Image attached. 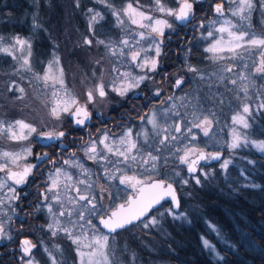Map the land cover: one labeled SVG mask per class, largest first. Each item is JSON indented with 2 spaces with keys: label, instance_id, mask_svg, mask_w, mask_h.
Here are the masks:
<instances>
[{
  "label": "rangeland",
  "instance_id": "obj_1",
  "mask_svg": "<svg viewBox=\"0 0 264 264\" xmlns=\"http://www.w3.org/2000/svg\"><path fill=\"white\" fill-rule=\"evenodd\" d=\"M98 1L104 8L103 1ZM121 1L119 4L109 3L108 9L111 16L107 22L105 30L108 31L106 32L101 29L100 14L96 15L98 12H94L88 6H86L88 9L85 15V29H81L79 24H74L73 29L72 25L67 26L70 33L66 32L62 38L58 39L47 28H44L43 36L48 35L47 47L50 48V51H34L32 38L0 32V37H3V40L0 41V138L1 134H6L7 141L11 140L8 141V147L10 149L23 147L28 143L31 136L42 129L41 127L44 129L43 132H47L40 135L39 138L41 139L52 132L57 134L59 129H65L67 124L71 125L68 122L69 116L75 107L80 105L93 115V120H96L94 121L95 129L92 131L95 137H91V133H89L84 134L80 140L78 138L81 157L87 163H93L96 158L101 156L102 159L100 158L93 163L98 167L103 160L108 159L106 177L108 179H111V176L114 179L118 177L117 184L122 186L125 192L129 190V187L134 190L126 179L132 177L127 175L138 177V179L133 178L132 180L134 182L138 180L142 183L162 179L174 187L179 201L181 198L191 196V192H184L183 189L186 185H197L196 177L201 181L207 173H212L215 168L227 171L233 166L232 156L229 152L232 151V148H236L232 146L234 142L238 146L249 143L264 154V151L257 147L262 141L253 140L247 136L250 124L249 117L256 113L254 109L264 107L262 106L264 105V72L257 71V68L262 66L261 61L264 60V55H262L264 46L252 45L249 40L264 39V37L260 38L256 34L249 35L246 32H236L237 18L243 11H250L247 10L249 9L247 3L251 0H234L229 5L225 4L222 13H215L218 14L215 15L218 18L217 22L208 18L205 22V30L201 32V35L196 34L203 41L204 54L200 56L195 54L194 57L188 51L189 53L186 55L185 66L189 69H195V74L202 79L205 76L204 73L200 72L199 68L197 70V66H194L195 63L189 59L193 61L196 59L195 62L200 66L216 64L210 65L208 70L210 81L218 87L214 92L227 97H229L228 92H234L232 94L240 104V108L231 115V123H229L227 132L219 121L215 123L212 121V117L209 116L210 108H207L208 110L204 113L198 111L191 114L190 124L179 113L176 105L153 109L149 115L143 117L141 123L135 122L132 125L122 126L123 124H116L113 120L114 123L110 127L101 124L102 119L110 118L111 114L108 113L115 109L124 95L142 90L138 89L139 86L150 89L152 95L160 92V88L154 86L153 83L152 61H156L163 51H168L167 48L172 46L175 40H172L170 33L181 31L177 17L170 15L167 10L171 9L174 13L178 12L182 0H173L174 3H169V0H160L165 11L157 10L156 0ZM129 3H132L138 11H143L153 18L151 21L143 20L142 23L154 24L156 19H160L166 21L171 27L160 25L159 27L163 31V35H160L151 32L147 27L142 28L139 24H133L129 16L123 11ZM70 5L72 4L70 3ZM93 16L96 17L95 20H92ZM134 18L140 19L138 16ZM96 21L99 22V32L94 38L90 32V27ZM39 27L42 28L41 24ZM221 28H227L237 35L244 34V39L238 42L241 46L236 47L235 52L228 49L235 47L237 42L233 41L229 45L228 42L232 37L229 36L228 32L219 31ZM165 34L166 36H164ZM15 37L27 41V44L23 46L16 44ZM85 39H91L92 44H86ZM221 39L223 50L208 51ZM28 44L31 45L30 49ZM157 47L160 49L158 56L156 54ZM5 48L9 51L5 52ZM64 50H67V54L70 51L75 58H71V54L65 55ZM135 53L138 55L136 59H133ZM38 55L42 56L39 57ZM2 58H6L7 66L2 64ZM145 61H147L146 64ZM50 64L51 68L49 67ZM229 69L231 70L229 71ZM46 74L48 79H44ZM259 83L261 85H258ZM101 85L105 91L104 96L99 95L98 89ZM20 89H23V92ZM121 91L124 92L123 95L120 94ZM224 91L225 93H222ZM89 92L93 94L92 100L87 98ZM73 98L77 103H71ZM65 106L69 108L68 112L63 111ZM245 106L249 107L248 113L243 112ZM54 108L56 109L55 113L53 112ZM184 113H189L188 107ZM138 117L139 115L135 116L134 119H138ZM236 117H243L248 127H244L243 123L235 119ZM17 121L30 125L36 131L30 132L27 128H21ZM134 125L135 127L132 128ZM178 128L179 131H177ZM175 132L178 134L174 135ZM76 133L79 134L80 132ZM13 134H15V138H13ZM227 134L228 136H226ZM149 140L152 142L155 153H152V150L147 151L148 147H145ZM182 142L184 148L181 152H179L178 147L176 149L171 148ZM169 148L171 149L167 150ZM217 152H221V156L217 160L208 161L211 155ZM5 153L9 154L8 152H1L0 154L7 158ZM165 153L168 159L174 160L175 164L172 170L163 175L160 173L164 164ZM201 154L205 159H200ZM0 157L5 160L1 155ZM185 158L187 163L183 161ZM12 159H9L10 167L0 164V170H5L6 179L10 181L12 188H16L17 186H14L16 182L8 178L7 172L9 168L15 167V164L21 162V157L16 153ZM66 159L67 163L64 166L69 167V160L73 167L72 172H64L61 168H56L49 174V182L44 187L50 201L45 205V215L48 221L44 231L49 230L47 237L50 243L55 240L56 248H54L53 243L47 244V242H41L39 245L35 243L34 245L33 241L28 239L34 248L36 246L39 248L35 252L30 251V254L20 253L23 257L20 264H59L56 253H60L62 250L61 244H59L61 241H58L60 237L68 238L72 242L78 264H124L113 262L118 258V255L112 253V250H117L126 241L124 236L116 237L121 231H123V235L133 232L138 238H148L151 241L153 239L154 242L162 243L163 237L158 239V234L152 232L155 224L151 223L150 218H155L158 221L159 216L170 218L176 216L179 218L183 214L174 207L172 208L171 202H169L170 204H162L166 202L165 200L161 202L160 207L151 209L149 214L140 221L128 224L123 228H117L113 233L102 229L97 224L93 225L92 218L97 214L95 194L90 190V182L85 181L86 174L77 171V168L84 170L82 161L76 158L72 159L69 155ZM193 161L196 162L194 165L196 171L189 172V165ZM124 163L125 167L123 166ZM225 163L226 167L224 166ZM133 167H135V171L132 170ZM60 171L63 172L59 175ZM75 172L76 178L74 177ZM121 180H125V182L121 183ZM184 180L188 182L184 183ZM7 184V181L0 177L2 191L5 190ZM12 188L9 187V192H12ZM80 195H84L88 199L81 200ZM101 197L104 200L109 199L103 195ZM52 198L54 199L53 202H51ZM4 202L5 200L2 201L0 208L4 206ZM123 203H128V200ZM153 210L155 211L152 212ZM67 211L69 212L68 217L65 215ZM0 213L4 214V211H0ZM145 223H148L149 226L145 227ZM50 225L51 227H49ZM164 226L166 227V223ZM0 236H6V233L3 231ZM105 236L107 237L106 242L103 239ZM97 240H100L101 244L105 246L97 245ZM137 241L141 246L140 241ZM151 241H146L148 246L152 245ZM135 263L142 264L137 258H135Z\"/></svg>",
  "mask_w": 264,
  "mask_h": 264
},
{
  "label": "trees",
  "instance_id": "obj_2",
  "mask_svg": "<svg viewBox=\"0 0 264 264\" xmlns=\"http://www.w3.org/2000/svg\"><path fill=\"white\" fill-rule=\"evenodd\" d=\"M102 1L104 8L98 0H0V32L32 38L34 51H50L47 47L48 35L43 36L44 28L58 39L62 38L66 32L70 33L68 27L71 25L72 29L74 24H79L81 29H85V15L88 8L100 14L101 29L103 32L108 31L105 29L111 16L108 9L109 3L119 4L122 1ZM172 2L173 0H169V3ZM252 3L253 0H251ZM247 10L250 11L237 18L240 21L237 28L239 32L252 35L260 27L259 22L262 20L258 11L264 13V0H254L251 9ZM99 22L96 21L90 27L94 38L99 32ZM178 22L181 23V21ZM37 24H41L42 28L37 27ZM197 52L200 56L205 51ZM64 54H71V58H75L70 51L67 54V50H64ZM181 55V51H163L156 59V67L152 69L153 83L160 88V92L152 95V110L157 107L176 105L186 122L191 124L189 120L191 114L198 111L204 113L208 110L207 108H210L209 116L212 117V121L214 123L219 121L227 132L231 115L240 108V104L232 94L234 92H228L229 97L214 92L218 87L210 81L208 70L210 65L216 64L200 66L195 62L196 59L195 61L189 59L195 63L197 70L199 68L200 72L204 73L205 76L202 79L195 74L196 70L193 71L185 66ZM1 62L7 66L6 58H2ZM177 81H180L178 86ZM187 107L189 113L185 114ZM263 108H253L256 113L249 117L250 124L247 130V136L250 139L262 142H264ZM65 127L72 128L71 125ZM177 134V132L174 133V135ZM6 137V134H1L0 148L9 149L11 140L8 142ZM182 144L183 142L171 148L178 147L181 152L184 148ZM145 147H148L147 151L152 150V153H155L150 140ZM229 153L232 156L233 166L227 171L215 168L197 185L184 187V192L192 194L180 199L178 212L183 214L179 218L158 217L152 232L158 234V239L163 237L162 243L154 242L153 239L151 241L148 238H138L133 232L123 235L121 231L116 237L124 236L126 241L117 250H112L113 254L118 255L113 262L134 264L137 258L142 264H264V154L249 143L232 148ZM164 155L165 160L162 157L164 164L160 173L163 175L172 170L175 164L173 159L167 158L166 153ZM123 166H126L125 163ZM97 172L100 173L99 170ZM125 199H127L126 192L119 200L110 196L106 210H102L99 206L101 210L97 211L92 218L93 225L98 226L96 219L108 213ZM53 201L54 199L51 202ZM48 202L50 201L47 195L44 206ZM162 204L170 203L166 201ZM65 215L68 217L69 212L67 211ZM7 217L8 212L0 213V223L4 224ZM4 230L6 228L2 225L1 233ZM47 231L49 230L46 229ZM8 238L10 239L8 234L0 237V264H20L16 253H10L8 243H5L9 241ZM137 240L140 241L141 246ZM54 241L51 243L56 248ZM58 241H61L59 244L62 247L61 252L56 253L59 264H78L72 242L62 237ZM146 241H151L152 245L148 246ZM46 242L51 244L47 236Z\"/></svg>",
  "mask_w": 264,
  "mask_h": 264
},
{
  "label": "flooded vegetation",
  "instance_id": "obj_3",
  "mask_svg": "<svg viewBox=\"0 0 264 264\" xmlns=\"http://www.w3.org/2000/svg\"><path fill=\"white\" fill-rule=\"evenodd\" d=\"M233 1L234 0H189V2L193 3V13L189 14L187 20H181V23L178 22L179 29L181 30L179 33H170V37L175 41L172 43V46L167 48L168 51H181V59L184 64H186V55L189 53L188 51H190L194 57L195 54L199 56L197 51L205 50L203 48V41L201 37H198L197 35H201V32L205 30V22L208 18H211L217 22L218 18H216L215 15H212L216 13L215 6L217 4H223V6L225 4L229 5ZM253 4L254 0L252 5ZM247 12L243 11L238 17L246 14ZM258 12L262 21L259 22L260 27L254 32V34L259 35L260 38H263L264 13L261 11ZM239 22L240 21L237 19V24H239ZM236 32L240 33L238 28L236 29ZM138 89L142 90L124 95L120 99V102L117 103V107L108 113L111 114L110 118L102 119L103 123L101 122V124L104 126L106 124V126L109 125L110 127L114 123L113 120H115L116 124H123L122 126L126 124L132 125L135 122L141 123L143 117L149 115L152 112V91L144 86H139ZM77 106L75 107L74 111H76ZM86 112L88 113L86 118L83 115H75L74 117L69 116L68 122L73 126L71 130L68 128H61L57 134L52 132L50 135H46L45 138L41 139L39 138L40 135L47 133L43 132L44 129L41 127L42 129L33 135L35 137L33 138V136H31L28 143L23 147L18 149L0 148V153H9V156L6 155L7 158H5L3 154H0L5 159L3 160L0 157V164H2L1 166L10 167L9 159L11 158V160H13L12 158L16 155V153L21 157V162L15 164V167L9 168L7 172V176L11 181L16 182L20 177L24 178L22 183L16 182V184H14V186H17L16 188H12L10 181L6 179L5 170H0V177L5 179L8 183L5 190L3 191L0 185V203L5 200L4 206L0 208V211L8 212V217L5 223H0V233L2 231V225H4L6 228L4 231L10 237V239L8 238L9 241H6L5 243H8L10 253H16L17 260L19 261L23 258L20 253H24L23 249L25 246V240L28 241V239H31L34 245L35 243L39 245L41 242H46V236H48V233L44 230L48 218H46L44 212V200L48 194L46 192V188L44 187L46 186L47 182H49V174H51L56 168H61L64 172L71 171L73 167L69 160V167L64 166V164L67 163L66 158L68 155L69 157H72V159L76 158L82 161V168H84V170L82 171L77 168V171H79L81 174H86L85 181L90 182V190H92L95 194L96 212L101 210V208L102 210H106L108 208L109 199L104 200V198L101 197L102 195L108 198L111 196V198L116 200L123 198L125 195V189L117 184L119 181L118 177L116 179H114L112 176L110 177L111 179L106 177V165L108 159L106 161L103 160V162L97 167L96 165H93V163L100 158L102 159L101 156L96 158L93 163H87V161L81 157L82 154L81 151H79L80 145L78 138L80 140L84 134L89 133H91V137H95V134H93L92 131L95 129L94 121L96 120H93V115L89 111ZM138 115V119H134L135 116ZM80 119L84 120L83 124L77 123V120ZM76 127H78V129H75ZM134 127L135 125L132 128ZM76 132L80 133L77 134ZM60 133H63V135H59ZM29 168L31 171L25 175V169ZM134 168H132V170L135 171ZM97 170H99L100 173H98ZM63 171H60L58 174L60 175ZM13 173L16 174L15 177H13ZM127 176L138 179V177L134 175ZM74 177H77L76 172L74 173ZM128 181L134 190L129 187V190L126 192L127 197L130 195L134 196L138 192L136 189H138L137 187L140 183H136L138 180L135 182L132 179ZM9 187L12 188V192H9ZM126 201L127 199L122 202ZM99 206L101 208H99ZM115 206H117V204ZM8 225L10 226L9 228ZM38 248L39 247L37 246L35 248L31 247L30 251L35 252L38 250Z\"/></svg>",
  "mask_w": 264,
  "mask_h": 264
},
{
  "label": "snow or ice",
  "instance_id": "obj_4",
  "mask_svg": "<svg viewBox=\"0 0 264 264\" xmlns=\"http://www.w3.org/2000/svg\"><path fill=\"white\" fill-rule=\"evenodd\" d=\"M157 2V10L158 11H165L164 7L160 4V0H156ZM247 7L249 9H251L252 4L250 2L247 3ZM131 19V22L133 24H139L140 27L142 28H149L151 32H155L158 33L160 35H163V31L162 29L159 27L160 25H164L166 27H171V25L167 24L166 21L160 20V19H156L154 24H144L142 23L143 20H148L151 21L153 18L151 16L146 15L145 12L143 11H138L137 8L133 7L132 3H129L127 5V8L123 10ZM169 12L170 15H174L176 16L178 19L180 20H187L189 17V14L193 13V3L189 2V0H184V3L181 5L179 12H172L171 9L167 10ZM215 11L217 13H222L223 11V4H217L215 6ZM234 14H239V13H234ZM96 15H99V13H97ZM138 16L140 19L137 20L136 17ZM95 16L92 17V20H95ZM35 19V18H34ZM37 27L39 26L38 24L36 25ZM219 31L221 32H228L229 36L232 37V39L228 42L229 45L232 44L233 41H236V45L235 47H229V51L235 52V48L236 47H240L241 45L238 43L239 41L244 39V34H235L233 32H231L229 29L227 28H221L219 29ZM141 35H143V33H141ZM209 35H211V33H209ZM16 41V44L18 45H25L27 44V41L20 39L19 37H15L14 38ZM3 40V37H0V41ZM85 43L91 45L92 44V40L91 39H85ZM100 43H103V41H100ZM124 43H127V41H124ZM221 43H222V39L221 41H217L216 44H214L211 48L208 49V51L210 52H215L218 50H223L221 48ZM249 43L252 45H261L264 46V39H250ZM28 48H31V45L28 44L27 45ZM5 52H8L9 49L5 48L4 49ZM160 53V49L159 47H157L156 49V54L157 56ZM30 54V52H29ZM138 53L133 54V59H136ZM262 55H264V53H262ZM147 63V61H145V64ZM25 64H27V61H25ZM261 67L257 68V71H262L264 72V60L261 61ZM49 67L51 68V64L49 65ZM141 67H143V65H141ZM156 67V61L153 60L152 61V69L154 70ZM193 71H195V69H192ZM231 69H229L230 71ZM44 79H48L47 74L45 75ZM143 79V78H141ZM62 83V81H61ZM180 81H177V86L179 85ZM233 83H235V81H233ZM99 95L100 96H104L105 95V91L103 86L101 85L99 87ZM21 92H23V89H20ZM121 95L124 94L123 91H121L120 93ZM87 98L88 100H92L93 99V94L91 92H89L87 94ZM71 103L75 104L77 103V101L73 98L71 100ZM264 106V105H262ZM63 111L68 112L69 108L67 106H65L63 108ZM53 112H56V109H53ZM243 112L248 113L249 112V107L245 106L243 108ZM76 116H80L83 115L85 118L87 117L88 113L84 110V108H77L76 111L73 113ZM235 119H237L240 123H243L244 127H248L247 122L244 120L243 117H236ZM77 123L79 124H83L84 120L80 119L77 120ZM17 124L20 125L21 128H27L29 129L30 132H35L36 129L31 127L28 124L23 123L22 121H17ZM199 126V125H198ZM177 131H179V128L177 129ZM59 135H63V133H60ZM13 138H15V134H13ZM233 147H237L238 144L236 142L233 143L232 145ZM258 148H260L262 151H264V142L260 143L257 145ZM93 151H95V148H93ZM109 151H111V149H109ZM5 155H9L7 153H5ZM121 155H123L121 153ZM216 159H218L219 157H214ZM134 159V157H133ZM200 159H205V157L203 156V154H201ZM184 162L187 163V159H184ZM195 161L192 162V164L189 165V172H195L196 168L194 167L195 165ZM226 167V163L224 165ZM31 171V169H25V175H27L29 172ZM13 177L16 176L15 173L12 174ZM23 177H20L19 179H17V183H22L23 182ZM128 180H131L133 178H126ZM125 180H121V183H124ZM184 183H187V180L183 181ZM136 183H142L141 181H136ZM196 183H200V180L198 177H196ZM138 196L136 199L134 200H130L128 202V206L127 208L125 207V205H120L119 209L117 211H113L111 212V215L107 218L101 221V223L106 227L109 228L110 231L115 232L117 228H123L128 224H132L134 220H140L142 217L146 216L147 213L153 208L154 205L159 204L161 202V200H163L165 197H171V199L173 201L176 202V205L179 206V200L176 197L175 194V190L173 189L171 184H167V186H165V184L163 182H154L149 184L146 188L145 187H141L138 190ZM81 200H86L88 199L86 196H80ZM170 212L172 211L171 209L169 210ZM151 223L152 224H156L157 221L155 218H150ZM145 227H148L149 224L145 223L144 224ZM51 227V225L49 226ZM104 241H107V237L105 236ZM96 244L99 245L100 247H104L105 245L101 244L100 240L96 241ZM24 252L25 253H30L31 247H34V245L31 244L30 241L25 240L24 241Z\"/></svg>",
  "mask_w": 264,
  "mask_h": 264
},
{
  "label": "water",
  "instance_id": "obj_5",
  "mask_svg": "<svg viewBox=\"0 0 264 264\" xmlns=\"http://www.w3.org/2000/svg\"><path fill=\"white\" fill-rule=\"evenodd\" d=\"M184 3V1L183 2H181L180 3V5H179V10H180V7H181V5ZM179 10H178V12H179ZM179 21H181L180 19H178ZM77 108H81V106H77ZM76 108V109H77ZM83 108V107H82ZM84 110H85V108H84ZM86 111V110H85ZM75 111H73L72 113H71V116H75L73 113H74ZM221 156V153H216V154H213L212 156H211V158L210 159H208V161H212V160H217L216 158H214V157H220ZM197 161H199V160H197ZM154 182H163L164 184H165V186H167V184H169V183H165V181L164 180H162V179H154V180H152L151 182H149V183H144V184H142L141 186H139L138 188H141V187H147L149 184H151V183H154ZM173 187V186H172ZM173 189H174V187H173ZM138 194L139 193H137L135 196H130L129 198H128V202L130 201V200H134V199H136L137 198V196H138ZM176 194V193H175ZM176 197H177V195H176ZM178 199V198H177ZM165 200H169V201H171V204L173 205V207L176 209V210H178V207L179 206H177L176 205V202L175 201H173L172 199H171V197H165L163 200H161V202H163V201H165ZM161 202L159 203V204H156V205H154L153 206V208L152 209H154V208H156L157 206H159L160 204H161ZM120 205H125V207L127 208V206H128V203H126V204H123V203H120V204H118V206L115 208V209H113L111 212H113V211H117L118 209H119V207H120ZM111 212H110V214H108V215H106L105 217H100L99 219H98V223L100 224V226L102 227V228H104L106 231H108V232H112V231H110V229L109 228H106L102 223H101V221L102 220H104V219H107L110 215H111ZM150 212V211H149ZM149 212L147 213V215L149 214ZM146 215V216H147ZM145 217V216H144ZM143 218V217H142ZM141 218V219H142ZM136 221H138V220H134L133 222H136ZM113 233V232H112Z\"/></svg>",
  "mask_w": 264,
  "mask_h": 264
},
{
  "label": "bare ground",
  "instance_id": "obj_6",
  "mask_svg": "<svg viewBox=\"0 0 264 264\" xmlns=\"http://www.w3.org/2000/svg\"><path fill=\"white\" fill-rule=\"evenodd\" d=\"M98 225L100 226V224L98 223ZM101 227V226H100ZM102 228V227H101ZM102 229H104V228H102Z\"/></svg>",
  "mask_w": 264,
  "mask_h": 264
}]
</instances>
